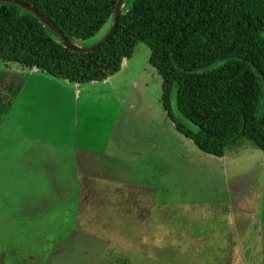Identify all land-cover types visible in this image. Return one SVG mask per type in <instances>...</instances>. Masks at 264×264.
Returning a JSON list of instances; mask_svg holds the SVG:
<instances>
[{
	"label": "rangeland",
	"instance_id": "rangeland-1",
	"mask_svg": "<svg viewBox=\"0 0 264 264\" xmlns=\"http://www.w3.org/2000/svg\"><path fill=\"white\" fill-rule=\"evenodd\" d=\"M110 27L107 22L80 46L97 44ZM149 55L137 43L118 72L80 84L77 101L57 104L55 179L67 180L56 192L42 180H47L44 165L25 168L18 156L27 151L21 131L40 119L28 111V101L44 103L51 94L28 90L32 80L23 83L10 72L16 64L1 70L0 264H264V154L244 139L217 158L176 132L162 109L161 78ZM175 95L174 89L173 117L195 129L176 111ZM76 142L98 156L107 154L105 161L93 158L85 171L101 172L118 184L78 174L85 183L78 226V197L63 201L78 182L69 186L73 175H61L71 169L68 153ZM12 153L15 166L3 158ZM45 202L55 203V210ZM54 215L55 230H46Z\"/></svg>",
	"mask_w": 264,
	"mask_h": 264
},
{
	"label": "trees",
	"instance_id": "trees-1",
	"mask_svg": "<svg viewBox=\"0 0 264 264\" xmlns=\"http://www.w3.org/2000/svg\"><path fill=\"white\" fill-rule=\"evenodd\" d=\"M14 1L80 46L112 24L118 0ZM137 43L149 49L176 132L217 158L244 139L264 154V0H124L112 36L87 52L65 48L33 12L0 1V75L13 63L72 85L96 82L118 72ZM174 89L176 111L195 129L173 117Z\"/></svg>",
	"mask_w": 264,
	"mask_h": 264
},
{
	"label": "crops",
	"instance_id": "crops-1",
	"mask_svg": "<svg viewBox=\"0 0 264 264\" xmlns=\"http://www.w3.org/2000/svg\"><path fill=\"white\" fill-rule=\"evenodd\" d=\"M126 63V60H123L122 64L124 65ZM5 68H8L7 66ZM34 69V68H32ZM26 69L23 67H12L10 68V72L12 73V76L18 77L22 82L24 83L25 79L29 80L31 79L32 82L28 83L29 88L31 92H36L37 94L45 91L47 94H51L47 99L46 102L42 103L39 102V100L30 99L28 111H31L33 116L36 114L40 119L39 121H35L34 124L27 130L21 131L22 134H24L23 138H20V141H23L26 143L27 151H23L18 156L20 157L21 164L24 165L25 168H32V166L37 164H42L46 167V170L44 171L45 179H42L43 181H46V185L50 184L51 186L55 187V192L57 191V187L59 184L64 183V180L67 179H55V146L57 145V141L60 139H55V135L59 132L58 129H55V107H57V104H65V103H73L75 100L77 101L80 97V93L78 92L79 88L78 84L72 85L66 80L63 79H57V78H50L46 74L38 73L36 69ZM32 70V71H31ZM48 76V77H45ZM45 77V78H44ZM38 80L40 82L42 81L41 85H43V88L40 86ZM38 82V83H37ZM71 86V87H70ZM41 88V89H40ZM29 91V92H30ZM73 111H77V107L74 106ZM70 112L66 109L64 112H62V117L67 118ZM70 117V116H68ZM57 130V133H56ZM76 140V138H74ZM18 141V140H17ZM62 143V142H61ZM64 143V142H63ZM64 147V146H59ZM84 147H87V149H83ZM89 146H84L82 144L81 149L77 146V142L73 147H71L70 150H72V154H69V157H71V169H63L61 170V175H66L68 177L73 175L72 178H69V186L72 184V181L77 180L78 185L71 186L68 192V197L64 194V200L68 201L72 200L75 201L78 197L77 206L75 207V210L77 211L75 223L78 226L80 220L82 219L85 211V207L82 206L83 203V197L85 192V183L81 182L78 178V174H82L83 176H86V179H94L96 182L102 183L103 185L111 186V184H115L116 188H118V184L112 180L111 178H108L107 176H103L101 172L99 173H88L85 171L86 166L90 165V163L93 161V158L102 159L104 157V161L106 160L107 154H100L98 156L97 153L91 152L89 149ZM10 157V161H9ZM17 157V153H12L11 155H5L3 158L7 161H9L10 165L15 166L12 161L15 160ZM77 159L80 161L79 165H77ZM20 164V168H23V166ZM106 169H112V164L105 163ZM41 178V177H40ZM39 179H37V183L39 182ZM57 180H61L57 182ZM86 183L88 180L85 181ZM130 187V186H128ZM89 193L91 192L88 190ZM67 197V198H66ZM61 198V199H62ZM89 199L86 200V203ZM62 202V200H60ZM4 204V203H3ZM45 206L51 207L49 208L50 211L55 210V203L53 202H45ZM63 206V203L61 204V208ZM14 208V207H12ZM43 214H40L38 216V219H41ZM15 220V219H13ZM5 223H9L8 219L4 220ZM52 222H55V215L52 218H50V221L45 222L49 223L47 229L44 228V226H39L41 231L46 230H55V225L52 224ZM13 223V222H12ZM54 226V228H53ZM46 229V230H45ZM55 252V249L51 250L48 255L53 256ZM44 261V260H43ZM45 262V261H44Z\"/></svg>",
	"mask_w": 264,
	"mask_h": 264
},
{
	"label": "water",
	"instance_id": "water-1",
	"mask_svg": "<svg viewBox=\"0 0 264 264\" xmlns=\"http://www.w3.org/2000/svg\"><path fill=\"white\" fill-rule=\"evenodd\" d=\"M123 1L124 0H118L115 4L113 21H112L111 27L107 35L100 42H98L97 44L93 46L81 47L77 45L76 43H74L73 41L67 39L48 18L40 14L38 11L33 9L31 6L24 4V3H19L18 1L10 0L11 3L17 4L22 9H26V10L33 12L42 21L43 25L49 27L52 31H54L61 37L62 44L65 48L76 51V52H87V51L94 50L95 48L101 46L102 44L108 41V39L112 36V34L114 33L116 29L117 22H118V16L121 13V6L123 4Z\"/></svg>",
	"mask_w": 264,
	"mask_h": 264
},
{
	"label": "clouds",
	"instance_id": "clouds-1",
	"mask_svg": "<svg viewBox=\"0 0 264 264\" xmlns=\"http://www.w3.org/2000/svg\"><path fill=\"white\" fill-rule=\"evenodd\" d=\"M32 69V68H31ZM34 69H36V68H34ZM37 70V69H36ZM38 71V70H37Z\"/></svg>",
	"mask_w": 264,
	"mask_h": 264
}]
</instances>
